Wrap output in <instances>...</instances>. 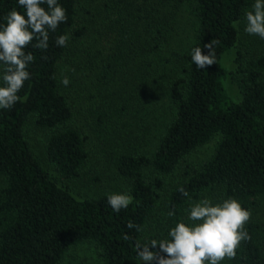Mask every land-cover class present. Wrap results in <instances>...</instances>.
Wrapping results in <instances>:
<instances>
[{"label": "trees", "instance_id": "1", "mask_svg": "<svg viewBox=\"0 0 264 264\" xmlns=\"http://www.w3.org/2000/svg\"><path fill=\"white\" fill-rule=\"evenodd\" d=\"M86 1L58 0L67 21L50 32L46 51L31 45L26 49L34 56L31 79L13 108L0 109V264H60L81 243L97 246L100 264H138L136 245L168 239L177 222H187L191 201L208 198L215 204L229 197L252 212L245 225L251 239L241 242L234 259L221 264H264V222L255 214V204L264 199V39L244 31L245 14L255 0H99L93 18L81 24ZM13 8L24 11L18 0H0V25ZM91 33L95 36L87 44ZM59 35L69 36L67 46H56ZM109 37L117 52L110 51ZM73 39L81 40L83 49L71 69L74 81L66 87L61 64ZM211 41L216 64L197 68L192 50ZM158 56L177 61L178 71L159 73ZM127 66L142 68L146 78L130 85ZM233 80L240 98L230 92ZM115 81L128 86L120 95L122 103H110L108 95L97 98L99 87L111 90ZM161 84L174 111L153 142L147 133L158 123L146 121L144 109L136 113L144 103L149 117L151 104L161 95L146 93ZM72 86L91 100L86 113H80ZM126 113L135 115L131 125L137 128L124 133L128 138L109 125L127 118ZM33 118L49 130L47 159L57 177L26 133ZM100 127L122 140L113 138L110 152L118 172L131 182L133 201L119 213L108 204L111 192L78 195L60 181L85 174L90 133ZM213 140L214 154L201 167L167 184L166 175ZM147 172L152 173L149 179ZM173 210L175 215L168 216ZM149 250L166 256L159 245Z\"/></svg>", "mask_w": 264, "mask_h": 264}, {"label": "clouds", "instance_id": "2", "mask_svg": "<svg viewBox=\"0 0 264 264\" xmlns=\"http://www.w3.org/2000/svg\"><path fill=\"white\" fill-rule=\"evenodd\" d=\"M24 11L13 8L6 17V23L0 25V109H11L20 100L18 93L24 83L31 79L28 70L34 56L26 51L31 45L46 51L49 48V34L67 21L66 9L58 0H18ZM246 27L249 35L264 39V0H255L252 9L246 12ZM36 41L33 44V41ZM68 35L56 38L57 47L67 46ZM215 41L195 47L192 61L197 68L203 69L216 64ZM207 49V54H204ZM64 86L70 84L68 77L62 80ZM183 196L189 193L181 188ZM108 204L119 213L127 209L133 201L129 193L109 194ZM187 222L181 219L168 232V239H152L143 245L137 244L138 259L150 264H221L225 259H234L242 241L251 239L245 225L252 212L245 209L235 198L229 197L220 203H213L208 198L191 201ZM175 210L168 216H174ZM129 224L128 228H133ZM127 239V237H125ZM159 245L161 256L149 250V246Z\"/></svg>", "mask_w": 264, "mask_h": 264}, {"label": "rangeland", "instance_id": "3", "mask_svg": "<svg viewBox=\"0 0 264 264\" xmlns=\"http://www.w3.org/2000/svg\"><path fill=\"white\" fill-rule=\"evenodd\" d=\"M98 3L99 0H88L85 2V5L80 10V15L82 16L81 24L83 20L87 18H93V13L97 8ZM94 36L95 35L91 33L90 35L85 37L87 44L91 40H93ZM106 39L109 42H111V45L113 47L111 48L110 51L117 52L118 49L117 48L115 49V43L113 42L111 37ZM80 41L75 39L72 40L70 49L61 64V73H62L61 75L63 77H68L70 80V84L72 83V81H74L72 79L71 69L74 63L78 59H80L81 51L83 49L82 47L83 43H81ZM85 48H89V47L87 46ZM155 60L157 61V65L155 69L162 75L164 74L165 69L169 71V74L170 72L175 73L178 71V67H176L177 61L175 60L167 61L168 59L165 60V58L162 56H158L157 58H155ZM229 65L230 67H233L234 65L233 61H230ZM144 73L145 70H143L142 68L134 71L133 68L127 66V76H128L127 78L129 80V84L132 85L134 82H141V80L146 78L144 77ZM138 76L141 77L138 79ZM119 77L123 78L124 76L119 73ZM150 81L154 82L155 79L150 78ZM127 87L128 86H126V84L123 81H115L113 82L111 90L102 91L100 90L101 87H99L98 90L95 91V93L97 94V98L101 97L102 95H108L110 103L111 102L122 103V100L124 101V99H122L120 95H122V93L126 94L124 89ZM229 87H230V92L233 94V96H235L236 98H240L241 94L234 80L231 82ZM70 88L78 99L77 103L83 109L80 111V113H86L88 111L87 106L91 100L86 101L81 96L80 91L76 89V86H72ZM146 95H155L156 97L158 95H161V97L156 98L151 104L149 109V117H148L147 108L144 107V103H140V106L137 107V110L138 109L139 110L136 113L139 114L144 109L146 121L150 119L158 123V126H156L155 130L152 131V134L150 132L147 133V137L151 138L153 142L154 141L156 142L158 141L160 134L166 128L168 122L172 119L174 109L170 105V103L165 99L166 92L163 84L155 88L152 92L148 91ZM144 102H145V97H144ZM130 107L134 108L133 105H130ZM126 116L127 118L117 120V122H110L109 125L112 126L111 128L114 127V130H118L120 134H122L124 137L128 138L127 135L124 133L125 132L136 133L137 128L135 127V125H131V123H133V120L130 117L135 115L134 114L129 115L126 113L125 117ZM89 118L90 120L92 119L90 115ZM124 119L127 120L126 123H123ZM138 124L140 128H145L144 121H140ZM25 129L35 151L43 159L45 166L48 168V170H50V172L57 177L58 172L54 169L53 165L50 164L47 159L46 143H47V138L49 136V130L38 126L34 121V118L30 119L27 122ZM138 132L140 134H143L142 131H138ZM90 134H91V139L89 145L91 149V155L88 164L85 168L86 169L85 174L81 176L79 179H76L74 181H70V180L65 181V179L64 180L60 179V181L68 185V187L78 195L80 193L96 194L100 192L128 193L130 190L131 182L128 178L122 176L118 172L116 168L115 159L110 152L111 141L114 138L113 137L114 134L109 135L107 131H105L102 127H100V129L96 128V131H92ZM114 139L121 140L120 137H116ZM150 141L147 142V145H149ZM216 143L217 141L213 140L209 144L200 147L198 150H196L186 159H184L174 172L165 176L167 184L171 185L172 183L182 179L186 172H191L193 169L201 167L214 154ZM151 176H152L151 172H147L145 174V177L148 179L151 178ZM255 207H256V212H255L256 217L264 222V199L258 201L257 204H255ZM157 263H158L157 260H153L152 262H150V264H157ZM60 264H100V258H99L97 246L94 243L78 244L74 246L67 253L65 259ZM138 264H145V262L139 259Z\"/></svg>", "mask_w": 264, "mask_h": 264}]
</instances>
